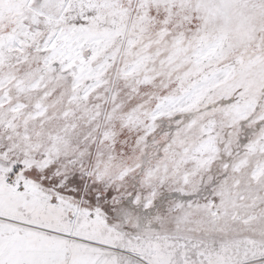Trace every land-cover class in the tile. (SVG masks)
<instances>
[{"label": "rangeland", "instance_id": "obj_1", "mask_svg": "<svg viewBox=\"0 0 264 264\" xmlns=\"http://www.w3.org/2000/svg\"><path fill=\"white\" fill-rule=\"evenodd\" d=\"M92 260L264 264V0H0V264Z\"/></svg>", "mask_w": 264, "mask_h": 264}, {"label": "built area", "instance_id": "obj_2", "mask_svg": "<svg viewBox=\"0 0 264 264\" xmlns=\"http://www.w3.org/2000/svg\"><path fill=\"white\" fill-rule=\"evenodd\" d=\"M6 184L18 191L28 190V185L23 180L15 178L13 175H9L6 180Z\"/></svg>", "mask_w": 264, "mask_h": 264}, {"label": "bare ground", "instance_id": "obj_3", "mask_svg": "<svg viewBox=\"0 0 264 264\" xmlns=\"http://www.w3.org/2000/svg\"><path fill=\"white\" fill-rule=\"evenodd\" d=\"M59 1V6L60 7H63V6H65V2L67 1V0H58ZM33 34L32 33H24V36H25V39H26V41L27 42H30L31 41V36H32ZM22 246V248H24V250L23 249H20V252H27V251H29V248H32V246L30 245H28V246H24L23 244L21 245ZM20 248V247H19ZM31 258H33V257H31ZM92 262H93V264H97V262L96 261H93L92 260Z\"/></svg>", "mask_w": 264, "mask_h": 264}]
</instances>
